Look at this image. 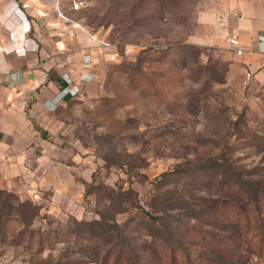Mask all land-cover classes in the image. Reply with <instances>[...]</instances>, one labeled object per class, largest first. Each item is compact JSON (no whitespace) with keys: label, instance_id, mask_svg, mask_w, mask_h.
<instances>
[{"label":"rangeland","instance_id":"obj_1","mask_svg":"<svg viewBox=\"0 0 264 264\" xmlns=\"http://www.w3.org/2000/svg\"><path fill=\"white\" fill-rule=\"evenodd\" d=\"M73 1L111 44L40 117L0 91V264H264V74L203 42L219 0Z\"/></svg>","mask_w":264,"mask_h":264},{"label":"crops","instance_id":"obj_2","mask_svg":"<svg viewBox=\"0 0 264 264\" xmlns=\"http://www.w3.org/2000/svg\"><path fill=\"white\" fill-rule=\"evenodd\" d=\"M70 4L71 0H0V91L8 100L10 111L18 103L22 109L21 105L28 101L30 116L40 117L51 111L47 106L57 87L46 78L47 72L53 65L60 69L65 64L75 67L81 63L86 49L83 41L88 33L82 32L79 23L68 15L73 12ZM218 12L222 18L217 28L224 26V35H209L203 42L228 52L227 58L233 59L230 64L261 77L264 0H219ZM232 36L239 39L241 55L229 45ZM70 43L75 46L68 48ZM45 51L51 57L45 58ZM1 111L6 115L5 105Z\"/></svg>","mask_w":264,"mask_h":264},{"label":"trees","instance_id":"obj_3","mask_svg":"<svg viewBox=\"0 0 264 264\" xmlns=\"http://www.w3.org/2000/svg\"><path fill=\"white\" fill-rule=\"evenodd\" d=\"M73 10V8H72ZM76 22H78L79 24H82L81 20L80 19H77V18H74ZM89 35H92L91 33L88 32ZM51 57V56H50ZM56 64V63H55ZM62 67V66H61ZM46 78L48 80H51L54 82V85L57 87L56 89L58 90V95H56V97L52 98L51 100H49V105L50 107H48L49 109L51 110H56L58 108V102L60 100H62V97L65 98V96L67 95L68 93V88L72 87L71 84H67V80L64 79V71L60 68L58 69L56 67V65H53V67H51L49 69V71L47 72L46 74ZM70 85V86H69ZM60 95V97H58ZM42 137L45 138L46 135H47V132L46 131H42L41 133ZM212 161L213 163L216 164L215 160H210ZM146 214H148L146 211H144ZM258 219H264V217H261V215L258 216ZM264 246V240H258L255 244H254V247L255 248H258V247H262ZM215 260V259H214ZM208 261V264H234V263H225V262H222L218 259V261Z\"/></svg>","mask_w":264,"mask_h":264},{"label":"built area","instance_id":"obj_4","mask_svg":"<svg viewBox=\"0 0 264 264\" xmlns=\"http://www.w3.org/2000/svg\"><path fill=\"white\" fill-rule=\"evenodd\" d=\"M80 5H81V3H79V1L78 2L77 1H73L72 7H73L74 10H77V9H79ZM77 26L82 32H85V33L88 32L83 25L77 24ZM91 36H92V38H94V40H97V38L94 35H91ZM97 41H98L99 45L101 44V46H110V44H111L110 42H104V41H101V40H97ZM239 44H240L239 43V39L236 36H232V37L229 38V45H230V47H232L235 50V53L237 55H241L242 51H243L242 48H240ZM44 55H45V58H48V57L51 56L50 53H48L46 51L44 52ZM71 72H73V71H71ZM82 81H83L82 83H84V80H82Z\"/></svg>","mask_w":264,"mask_h":264}]
</instances>
